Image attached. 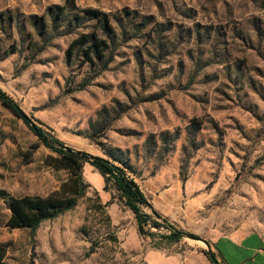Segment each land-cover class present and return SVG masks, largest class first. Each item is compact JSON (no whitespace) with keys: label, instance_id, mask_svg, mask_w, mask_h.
<instances>
[{"label":"rangeland","instance_id":"obj_1","mask_svg":"<svg viewBox=\"0 0 264 264\" xmlns=\"http://www.w3.org/2000/svg\"><path fill=\"white\" fill-rule=\"evenodd\" d=\"M56 6L112 16L106 68L68 57L77 34L39 51L30 17ZM0 14L12 18L0 31V87L28 119L77 151L114 153L181 241L264 245V0H0ZM55 156L0 100L1 264H150L149 251L168 249L139 235L118 190L88 163L74 209L35 233L10 229L9 197L61 190L68 174Z\"/></svg>","mask_w":264,"mask_h":264},{"label":"trees","instance_id":"obj_2","mask_svg":"<svg viewBox=\"0 0 264 264\" xmlns=\"http://www.w3.org/2000/svg\"><path fill=\"white\" fill-rule=\"evenodd\" d=\"M72 12L69 6H56L49 8L44 17H30L31 26L42 42L39 51L44 50L53 38L77 34L70 44L68 57L73 58L81 53L86 58V62L93 63L96 60L106 68L111 62L110 58L113 53L109 54L108 52L117 41L112 16L93 8L83 10V14ZM0 22V31L9 33L12 26L11 16L5 18L0 14ZM81 28L88 31H79ZM78 31L79 33H77ZM21 34H23L22 31ZM34 46L36 44L31 45L30 48L33 49ZM0 100L4 106L30 126L45 147L56 154L55 157H51V165L56 170H65L68 174L67 180L61 185V190L48 197H9L6 202L10 211L7 224L10 229H30L32 233H35L44 221L57 218L74 209L89 188V184L83 178V168L88 163L98 171L106 184L112 182L118 190L125 206L136 217L140 236L159 237L162 243L158 248H161L179 243L186 235L185 232L171 225L153 208L138 183L125 169L127 168L126 164L121 162L114 153L110 152L108 153L109 158H104L85 151H77L28 119L20 106L1 87ZM116 162L122 165H117ZM142 207L150 208L157 219L145 213ZM162 228H167L169 234L160 235L151 231V229L160 230ZM6 253L5 245H0V264L5 259ZM205 253L213 264H220L214 254L207 251Z\"/></svg>","mask_w":264,"mask_h":264},{"label":"crops","instance_id":"obj_3","mask_svg":"<svg viewBox=\"0 0 264 264\" xmlns=\"http://www.w3.org/2000/svg\"><path fill=\"white\" fill-rule=\"evenodd\" d=\"M247 239L248 236L239 235H223L212 240L204 239L210 248L203 241H199L198 245L180 241L168 246V249L149 251L147 260L150 264H213L205 253L207 251L214 254L220 264H259V260L260 264H264V245H262L261 237L257 241H251V239L247 241ZM221 242L225 243L222 250Z\"/></svg>","mask_w":264,"mask_h":264},{"label":"water","instance_id":"obj_4","mask_svg":"<svg viewBox=\"0 0 264 264\" xmlns=\"http://www.w3.org/2000/svg\"><path fill=\"white\" fill-rule=\"evenodd\" d=\"M188 236H189L191 239H193V240L203 241V242H204V243L210 248L208 242H207L206 240L202 239L201 237H198V236L193 235V234H189Z\"/></svg>","mask_w":264,"mask_h":264}]
</instances>
